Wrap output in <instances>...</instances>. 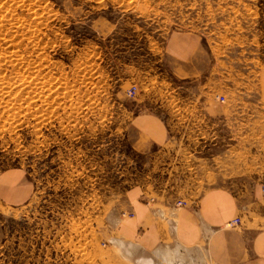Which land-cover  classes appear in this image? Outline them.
Here are the masks:
<instances>
[{"label":"rangeland","instance_id":"obj_1","mask_svg":"<svg viewBox=\"0 0 264 264\" xmlns=\"http://www.w3.org/2000/svg\"><path fill=\"white\" fill-rule=\"evenodd\" d=\"M189 36L201 50L190 80L171 55ZM240 88L264 91V0H0V174L34 187L0 204V264H126L127 189L190 174L173 139L135 149L131 119L179 120L188 143L187 94L227 106Z\"/></svg>","mask_w":264,"mask_h":264},{"label":"crops","instance_id":"obj_2","mask_svg":"<svg viewBox=\"0 0 264 264\" xmlns=\"http://www.w3.org/2000/svg\"><path fill=\"white\" fill-rule=\"evenodd\" d=\"M171 44L173 64L190 80L201 55L197 38L174 37ZM261 92L235 90V100L227 106L219 102L217 91L187 94L188 143L179 120L170 128L149 110L131 119L135 149L156 148L158 154L173 139L174 148L185 152L180 162L190 174L181 179L182 187L133 184L127 189L115 230L128 256L126 264H264ZM33 191L24 172L8 169L0 174V204H24ZM179 200L185 204L178 205ZM238 217L241 223L234 224ZM4 237L0 228V241Z\"/></svg>","mask_w":264,"mask_h":264},{"label":"built area","instance_id":"obj_3","mask_svg":"<svg viewBox=\"0 0 264 264\" xmlns=\"http://www.w3.org/2000/svg\"><path fill=\"white\" fill-rule=\"evenodd\" d=\"M136 91H137V86L134 85V86H132L129 89L127 95L133 97L136 94ZM219 100L221 102H223L225 100V96H223V95L222 96H219ZM183 203H184L183 201H179L178 202V204H183ZM240 223H241V219L240 218H236L235 221H234V224H240Z\"/></svg>","mask_w":264,"mask_h":264},{"label":"bare ground","instance_id":"obj_4","mask_svg":"<svg viewBox=\"0 0 264 264\" xmlns=\"http://www.w3.org/2000/svg\"><path fill=\"white\" fill-rule=\"evenodd\" d=\"M31 97V96H30ZM179 205V204H178ZM238 218H240V217H238ZM236 219V218H235ZM235 219H234V221H235ZM241 219V218H240Z\"/></svg>","mask_w":264,"mask_h":264}]
</instances>
